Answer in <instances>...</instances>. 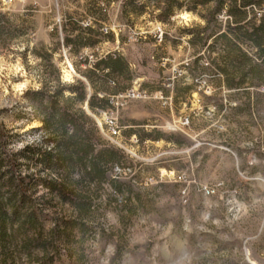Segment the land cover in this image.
<instances>
[{
    "label": "rangeland",
    "instance_id": "rangeland-1",
    "mask_svg": "<svg viewBox=\"0 0 264 264\" xmlns=\"http://www.w3.org/2000/svg\"><path fill=\"white\" fill-rule=\"evenodd\" d=\"M177 1L0 0V264H264V0ZM80 86L101 178L44 157Z\"/></svg>",
    "mask_w": 264,
    "mask_h": 264
},
{
    "label": "trees",
    "instance_id": "trees-1",
    "mask_svg": "<svg viewBox=\"0 0 264 264\" xmlns=\"http://www.w3.org/2000/svg\"><path fill=\"white\" fill-rule=\"evenodd\" d=\"M166 1V14H170V9L173 4L177 8H181L183 6V2H179L177 0H165ZM209 0H204L200 2L201 4L208 3ZM225 0H217L213 10L210 12V17H214V13L221 11ZM197 2L194 1L192 4H185L186 10L191 12H196ZM130 10L132 12H141L144 8L142 5L139 10L130 4ZM194 35H198L195 33ZM98 66L100 63L97 64ZM107 66L109 64L107 63ZM63 87L57 88L50 96L48 97V101L45 104H42L43 110L40 114V121L42 123V128L49 131L51 133V141L54 144V148L52 152L45 154L46 165L51 167V158L56 159L57 165L60 166L67 162H73V159H76L78 163H87L90 167V173L96 177L101 178L103 175L102 165L105 163L113 162L116 159V152L113 149L107 150L106 153L102 152L100 155V160L91 157L93 144L91 140L90 132H87L83 129V124L87 122V116L79 110L73 109V105L76 102H83L85 100V93L83 88L80 86L77 89L68 88V92L70 95L63 96ZM34 95L38 96L42 92H32ZM91 96L88 100V106L90 109H93V102ZM62 101L64 104V108H59L58 104ZM98 105L100 107L106 106L105 100L101 98L97 100ZM80 123H79V122ZM67 125L71 126V131L67 130ZM129 134L135 133L133 130L128 131ZM159 136V134H158ZM101 164V165H100ZM100 165V167H99ZM18 186L22 189V185L29 184V180L26 176L16 178ZM50 185V184H48ZM55 189V187H51ZM22 191V190H21ZM62 191V189H60Z\"/></svg>",
    "mask_w": 264,
    "mask_h": 264
},
{
    "label": "bare ground",
    "instance_id": "bare-ground-1",
    "mask_svg": "<svg viewBox=\"0 0 264 264\" xmlns=\"http://www.w3.org/2000/svg\"><path fill=\"white\" fill-rule=\"evenodd\" d=\"M183 17H185V16H187L186 14H183L182 15ZM69 76H70V69H68V68H66V69H64L63 70V78L64 79H69ZM111 130V129H110ZM111 132H112V135H115L116 134V132H113V130H111ZM110 135V134H109Z\"/></svg>",
    "mask_w": 264,
    "mask_h": 264
},
{
    "label": "built area",
    "instance_id": "built-area-1",
    "mask_svg": "<svg viewBox=\"0 0 264 264\" xmlns=\"http://www.w3.org/2000/svg\"><path fill=\"white\" fill-rule=\"evenodd\" d=\"M262 92H264V90H262ZM108 124H109V129L113 130V132H116L117 134L119 130L115 122L113 120H109Z\"/></svg>",
    "mask_w": 264,
    "mask_h": 264
},
{
    "label": "crops",
    "instance_id": "crops-1",
    "mask_svg": "<svg viewBox=\"0 0 264 264\" xmlns=\"http://www.w3.org/2000/svg\"><path fill=\"white\" fill-rule=\"evenodd\" d=\"M115 94H117V93H113V95H115ZM96 95H98V96H109V94H107L104 90H100V91H98L97 93H96ZM133 127V126H132ZM133 132H135L134 130H133ZM135 133H131L130 135H134Z\"/></svg>",
    "mask_w": 264,
    "mask_h": 264
}]
</instances>
